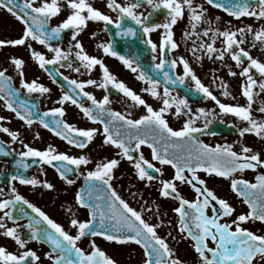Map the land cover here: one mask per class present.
<instances>
[{
    "label": "snow or ice",
    "instance_id": "snow-or-ice-1",
    "mask_svg": "<svg viewBox=\"0 0 264 264\" xmlns=\"http://www.w3.org/2000/svg\"><path fill=\"white\" fill-rule=\"evenodd\" d=\"M142 2L151 6L153 10L148 16L136 11ZM206 2L237 19L241 17L264 19V0H256L254 6L249 0H242V2L237 0L235 3L232 0H206ZM67 5L71 9V13L55 27L48 29L47 25L50 20L57 17L61 12L59 0H42L39 6H35V0H23L22 3L18 0H0V8L5 9L24 25L23 33L18 39H0V47L5 45L23 46L29 40L46 45L54 53L52 59H46L42 53L35 50L31 51V56L38 62L39 67L48 72L50 76L53 73L49 71L46 65L60 64L61 67H72L70 62L66 65L62 63L68 61L73 54L72 47L77 49L75 57L86 70L91 71L95 66L100 65L103 73L100 82L91 79L77 82L76 80H69L65 76L64 79L72 86V94L65 92L58 102L63 104L65 101H71L73 104H79L75 97L80 95L88 97L94 107H84L82 104L79 106L86 117L103 125V144L112 145L119 149L117 156L120 159L102 160L86 174L79 173L80 176H83L86 187H82L75 194V201L79 206L89 210L90 218L81 221L73 216L70 219L71 226L77 229L75 235L70 234L60 223L51 219L39 207L19 194L15 186L11 187L10 198L0 200V210L9 209L4 211L3 216H0V228L5 229L3 235L13 239L20 248H25L28 241L21 237L18 227H7L3 223L5 218L13 220L16 218L13 216L12 210L20 204L19 212L28 217V223L24 227L30 230L29 239L50 244L51 250L46 253V256L52 261V264H117L116 260L97 246L95 239L90 240L91 251H85L79 247L78 241L86 236L102 237L109 242L118 244L135 243L140 245L144 250L143 264H184L175 256L174 250L166 240L158 235L157 228L159 225L149 223L144 219V212L146 210L151 211V209L142 208L138 211L131 207L111 183L114 178L113 170L120 164V160L125 158L133 164L138 179L147 180L149 183L155 179L149 170L154 169L155 172L160 173L161 169L156 168L153 163L148 161L142 152L138 157L132 155L142 145H147L151 148L152 157L155 161L161 165H169L174 169V176L171 180L160 181V195L178 201V206L173 211L179 218V232L183 234L182 238H190L193 241L192 246L198 255L200 264H264V235L256 234L242 226L249 220L264 222V173L255 177V183L244 179L231 180L232 190L243 197L244 202L249 207L246 214L238 215L231 222L224 220V218L230 217L235 209L227 200L217 197L206 186V182L197 175V172L202 170L209 175L216 174L220 177L229 178L237 171L256 170L258 167H264V159L261 158V153L254 151L247 145H243L239 152L233 150L232 144L225 143L212 146L199 140L196 135H215L216 133L209 131L212 122L221 116L231 114L240 121L246 122V126L238 129L240 137H244L246 134H254L264 140V119L258 120L252 115V103L254 97L258 95L254 89L259 88L260 91H264V79L258 81L251 74L255 70L261 77H264V61L254 58L249 51L241 47L247 33L253 35V47L256 46L255 42L257 41L264 45V26L255 32H253L251 25L235 30L225 29L221 31L219 28L212 27V22L206 19L207 9L204 5L197 4L194 6L193 0H135V2L126 5L119 4L116 0H106V6L109 9L118 11L119 16L116 20L93 7L88 0H67ZM185 8L189 12L191 27V32L185 31V38L190 39L193 35L207 37L209 33L212 34L210 43L202 42L198 47H193V54L195 55L197 51H204L208 58L212 59L213 55L218 53L216 59L219 60H223L226 54L230 55L236 65L242 67L239 74L246 78V83L242 85V95L247 98L246 105L223 103L202 83L188 60L184 57L170 60L167 58L168 52L179 47L174 39L172 29L177 24L178 19L184 16ZM160 10H164L166 13L167 21L165 23H146L155 12ZM126 19L134 21L146 35L156 29H164L159 45V63L153 65V68L158 70V74L162 75L163 79L153 78L143 70H140L138 75V79L149 85L143 91L162 99L163 106L158 110L153 109L123 81H118L116 76L104 65L103 60L89 55L84 50L83 44L77 39L87 27L89 20L103 22L105 30L108 29V25H114L119 30L116 35L135 37L137 29L131 26L124 27L123 22ZM217 19L219 18L217 17ZM202 22L207 23L209 27L199 33L196 29ZM69 29L72 30L71 40L75 41V44L70 43L67 51L49 43L51 40L59 39L61 33ZM92 35L94 37L96 33H92ZM238 36L241 38L238 39ZM220 37L223 38V47L218 49L214 45L216 39ZM146 43L151 46L154 54L153 60H155L157 44L150 37ZM28 47L31 48V44ZM98 47L105 54L118 57L131 71L137 72L140 69L139 63L133 66L134 59L115 51L111 42L101 43ZM197 58L201 59L202 57ZM245 60H247V66H244ZM178 62L183 65V75L174 78L171 69H174ZM11 63L23 77L25 61L19 57H12ZM166 65L168 70H165ZM74 70L79 72L80 68L77 67ZM6 73L7 69L0 70V98L5 100L6 108L24 120L27 125L31 126L34 120H38L44 128H50L56 136L81 149L86 148L98 134L99 130L96 128H77L57 118L58 116L63 117V107L52 108L42 115H34L35 105L30 106L24 100L19 99V90L12 87V78ZM229 74L237 75L231 70ZM189 78L194 82V91L202 93L204 98H210L215 102L219 107V114L203 107L193 113L187 96L172 95V89L169 85H175L178 82L184 84L185 80ZM161 83L164 84L162 96L158 91ZM86 85H95L105 90L111 85L129 97L135 104L144 106L147 114L142 115L139 119H130L128 114L113 111L107 107L111 103L108 95L97 100L95 96L84 91ZM21 86L28 93L39 92L43 94L49 91L48 88L38 84L35 80L27 82L22 79ZM220 87L224 89L223 96H231L226 83L221 82ZM233 99L235 98L233 97ZM173 105H175L174 114L177 117L181 114L188 116V119L179 129H173L165 118V114ZM259 111L264 113V103H262ZM46 117H51L52 123H49L45 119ZM201 118L204 120L203 126L196 127L195 121ZM4 119L0 116V121ZM0 131L7 133L12 141L19 138L18 131H12L2 126H0ZM24 147L26 151L19 153L21 158H39L38 161L34 162L52 166L59 177L68 185L75 183V180L68 176V173L74 171L72 166H75V170L78 171L81 165L91 163L86 155L77 157L64 152H57L51 145L43 151L27 144ZM0 153L10 154L3 143H0ZM16 164L25 169L30 167L23 159H18ZM186 171L191 173V176H187ZM10 181H19L21 184L31 186L42 184L44 188L49 190L55 187L46 180L41 181L35 177L27 178L19 172L11 175ZM176 181L189 184L196 192V198L189 200L182 196L177 189ZM214 201L215 203H213ZM23 205H27L36 215L27 213ZM209 208H211V215L207 211ZM68 211L71 212V208ZM38 225H42V227H37ZM209 241L213 242L215 246H210ZM39 261L40 256L32 249L16 254L8 251L6 247L0 246V264H39Z\"/></svg>",
    "mask_w": 264,
    "mask_h": 264
},
{
    "label": "flooded vegetation",
    "instance_id": "flooded-vegetation-1",
    "mask_svg": "<svg viewBox=\"0 0 264 264\" xmlns=\"http://www.w3.org/2000/svg\"><path fill=\"white\" fill-rule=\"evenodd\" d=\"M20 1V3H22ZM42 0H35V6H39ZM61 4V12L57 17H53L47 28L55 27L62 20H64L70 13L71 9L67 5V0H59ZM93 7L98 8L100 11L112 17L116 20L119 16L118 11L109 9L106 6V0H88ZM117 3L126 5L133 3L135 0H116ZM233 3L237 0H232ZM242 2V0H240ZM253 6L256 0H249ZM203 4L207 9L206 19L212 22V27L219 28L221 31L225 29L234 30L246 25H251L253 32L259 30L264 26V19L257 20L254 17H241L239 19L232 17L222 9H218L212 5L207 4L206 0H193V5ZM138 13H143L148 16L152 12L151 6L146 3H141V6L136 9ZM87 14L86 12L84 13ZM217 17L219 19H217ZM167 21L166 13L164 10L155 12L146 23L163 24ZM234 22V24H233ZM124 27H135L137 29V35L132 36H120L116 35L119 31L114 25H108V29L105 30L103 22L89 20L87 27L80 33L77 39L83 44L84 50L92 56H96L103 60V63L109 71L114 74L118 81H123L129 88L134 90L140 95L147 104L151 105L153 109L158 110L163 106L161 98L153 97L150 93L143 91L144 88L149 87L145 81L138 79L139 71L143 70L153 78L163 79L162 75L158 74V70L153 68L155 63H159L160 48L159 45L164 33L163 28H159L151 32L150 34H144L139 25H136L134 21L126 19ZM209 27L207 23H201L197 26L196 31L202 33L205 28ZM24 25L20 23L12 14L8 13L5 9L0 8V39L12 40L18 39L23 33ZM174 39L179 47L175 50L168 52L167 58L184 57L188 60L189 64L195 71L196 75L200 78L202 83L207 86L214 95L217 96L223 103L246 105L247 98L242 95V85L246 83V78L239 73L242 71V67L236 65L231 59V56L226 54L223 60L216 59V55H213L212 59L208 58V55L204 51H197L193 54V47L202 42H211V33L209 36H195L190 39L185 38V31L191 32L189 22V12L185 8L184 16L178 19L177 24L173 26ZM92 33H96L93 37ZM72 30H65L61 33L60 38L51 40L54 47H60L67 51L75 41L71 40ZM157 44V50L155 53L156 59L153 60V52L151 46L146 43L148 38ZM238 39L241 37H237ZM223 38H217L215 41V47L221 49L223 47ZM111 42L115 51L121 55H125L134 59V65L140 64V69L137 72L131 71L124 63L118 58L105 54L103 50L98 47L101 43ZM31 44V48L28 45ZM253 45L252 33H247L244 38V43L241 47H244L251 53L254 58H258L264 61V45L260 42H255ZM35 50L42 53L46 59H52L54 53L49 50L46 45L40 44L38 41L29 40L23 46H11L5 45L0 47V70L7 69L6 75L12 78V87L19 90V99L24 100L28 105H35L33 111L34 115H42L44 112L49 111L52 108L63 107V117H57L66 121L68 124H72L77 128L90 129L96 128L99 130L94 139L88 144L86 148H78L73 144H69L66 140L55 135L50 128H44L38 120H34V123L29 126L24 120L18 118L14 112L6 108L5 100L0 98V116L5 119L0 121V126L7 127L12 131L19 132V138L16 141H12L11 137L0 131V143H3L5 148L10 152L9 155L0 153V200L8 199L11 196V187L15 186L17 192L24 196L32 204L39 207L44 211L51 219L60 223L66 231L75 235L77 229L72 227L70 219L73 216L81 221L90 218L89 210L87 208L79 206L75 201V194L82 188L86 187L83 176L79 173H87V171L93 170L95 165L102 160L117 158L119 149L112 145L103 144V125L98 122H93L86 117L79 106L82 104L84 107H94L91 100L83 95L75 97L79 104H73L71 101H65L63 104L59 103L61 96L65 92L71 93V85L64 77H68L69 80L87 81L89 79L102 81L103 73L100 65L95 66L91 71L86 70L81 66V62L75 57V49L72 47V55L68 61H63L65 65L71 63L72 67H61L60 64L46 65V67L53 73L52 76L48 72L39 67V64L31 56V51ZM12 57L22 58L25 63L23 65V77L20 76L18 70L11 63ZM197 57H202L198 59ZM247 66V60L245 65ZM79 67L80 71L77 72L74 69ZM165 70H168L166 65ZM234 71L236 76H232L229 72ZM62 74V75H60ZM173 77L183 75V65L177 63L174 69H171ZM258 81L264 79L255 70L251 73ZM31 82L37 81L38 84L44 85L49 89L46 93L33 92L28 93L26 89L22 88L21 80ZM221 82L226 83L228 91L231 96L225 97L222 95L223 88L220 87ZM172 89L173 96L185 97L187 96L189 105L193 113L197 112V109L203 107L206 109L214 110L219 114V107L210 98H204L202 93L194 91V82L191 79H186L184 84L179 82L175 85H169ZM164 84L158 88V91L163 95ZM79 91V90H77ZM85 92H88L96 97L97 100L103 99L104 95H108L111 103L107 106L113 111L121 112L122 114H128L130 119H139L142 115L147 114L146 109L142 105L135 104L129 97L125 96L119 90L113 88L111 85L107 90L99 88L95 85H86ZM254 91L258 93L254 97L252 103V115L258 120L264 119V113L259 111L262 103H264V91H260L259 88H255ZM233 97L235 99H233ZM175 105L165 114L169 125L173 129H179L183 126V123L188 119L187 115L181 114L177 117L175 114ZM49 123H52L51 117L45 118ZM204 124L203 118L195 121L196 127H202ZM246 126V122L240 121L234 115H225L215 119L209 126V131L216 133L215 135L196 134L198 139L206 144L215 146L216 144H232L233 150L239 152L243 145L251 147L254 151L261 153V158L264 159V140L256 137L254 134H246L244 137H240L238 129ZM37 133L39 134L37 136ZM134 143V142H133ZM27 144L30 147L38 150H45L51 145L57 150V152H64L71 156L86 155L89 157L91 163L88 165H81L79 170H75L72 173H68L69 178L74 179L75 183L68 185L63 179H61L56 170L44 163H35L39 158L25 157L21 158L19 153L26 151L24 145ZM143 153L144 157L153 163L156 168L161 169L160 173L155 172L154 169L149 170L155 177L149 183L147 180H140L136 175V170L133 164L126 158L120 160V164L113 170V180L111 181L113 188L119 193V195L125 199L129 205L136 210L151 209V211H145L143 216L146 221L152 224L159 225L157 228L158 235L166 240L169 246L174 250L175 256L178 257L184 264H200L197 253L193 248V241L182 238L183 234L179 232L178 215L173 211L178 206V201L171 198H164L160 195V181L171 180L174 176V169L169 165H161L158 161H155L152 157L151 148L147 145H142L141 148L133 152L134 157H138L140 153ZM18 159H23L30 165L27 169L16 164ZM19 172L21 175L32 178L35 177L41 181H48L55 187L54 189H46L43 185L31 186L21 184L19 181H10V176ZM264 173V167H258L256 170L246 169L243 172L237 171L232 177L224 178L216 174L209 175L206 172L200 170L197 175L206 182V186L212 190L217 197L227 200V202L235 209L230 217H225L224 220L231 222L240 214H246L249 211L248 205L244 202V198L238 195L237 192L231 188L232 179H244L255 183V177ZM187 176H191V173L185 172ZM79 177V178H77ZM178 191L186 199L194 200L196 198V192L187 183L176 181ZM199 186V185H198ZM215 203V201L213 202ZM20 204L17 205L13 211V219L5 218L3 223L7 227H18L19 234L25 240L27 244L25 248H20L15 241L5 235H3L5 229L0 228V246H4L8 251L20 254L27 249H32L40 256L39 264H52L46 256V253L51 250L49 243L40 242L29 239L30 230L24 227L28 223V217L19 212ZM25 211L30 215H36L32 213V210L23 205ZM71 208V212L68 209ZM158 208V210H157ZM9 209L0 210V216H3L4 211ZM208 214L211 215V208L208 210ZM162 222V223H161ZM223 222V221H222ZM243 227L250 231L264 235V222L259 220H249L242 224ZM37 227H42L38 225ZM171 233V235H169ZM95 239L98 247L105 251L110 257L117 261V264H143L144 250L142 246L135 243L130 244H118L115 242H109L102 237L86 236L78 241V246L85 251H91L90 240ZM210 246H215L213 242L209 241Z\"/></svg>",
    "mask_w": 264,
    "mask_h": 264
},
{
    "label": "rangeland",
    "instance_id": "rangeland-1",
    "mask_svg": "<svg viewBox=\"0 0 264 264\" xmlns=\"http://www.w3.org/2000/svg\"><path fill=\"white\" fill-rule=\"evenodd\" d=\"M233 24H234V22H233ZM233 30H234V26H233Z\"/></svg>",
    "mask_w": 264,
    "mask_h": 264
}]
</instances>
